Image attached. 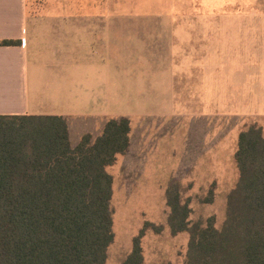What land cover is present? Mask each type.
Here are the masks:
<instances>
[{
  "label": "crops",
  "instance_id": "obj_1",
  "mask_svg": "<svg viewBox=\"0 0 264 264\" xmlns=\"http://www.w3.org/2000/svg\"><path fill=\"white\" fill-rule=\"evenodd\" d=\"M82 6L102 9L103 0ZM125 23L102 10L30 16L28 0H0V40L17 41L0 45V114L60 115L73 146L102 134L109 118H129L128 150L108 167L113 195L123 169L136 183L124 198H166L190 180L231 190L239 133L264 117V32L202 26L162 49Z\"/></svg>",
  "mask_w": 264,
  "mask_h": 264
},
{
  "label": "trees",
  "instance_id": "obj_2",
  "mask_svg": "<svg viewBox=\"0 0 264 264\" xmlns=\"http://www.w3.org/2000/svg\"><path fill=\"white\" fill-rule=\"evenodd\" d=\"M129 133V118H109L102 134H85L73 146L60 115L0 114V264L105 263L115 236L108 167L128 150ZM235 159L239 177L220 226L215 215L191 219L180 184L167 190L171 233H189L185 264H264L261 127L239 133ZM151 225L133 237L121 264H143L142 238Z\"/></svg>",
  "mask_w": 264,
  "mask_h": 264
},
{
  "label": "rangeland",
  "instance_id": "obj_3",
  "mask_svg": "<svg viewBox=\"0 0 264 264\" xmlns=\"http://www.w3.org/2000/svg\"><path fill=\"white\" fill-rule=\"evenodd\" d=\"M64 1L74 3L76 1L77 7H69L72 3ZM75 1L28 0V14L30 16L82 14L83 10L100 14L102 10V14L109 17L124 18L126 23L123 26L126 30L138 32L142 38L156 40L158 48L162 49L170 38L180 43V38L196 33L202 26L206 29L219 27L221 31L231 29L237 33L264 32V0H107V13L104 8L105 0L102 9L100 7L83 9L82 6V1H92L93 6H99L100 0ZM178 33H185V36L181 37ZM254 43H259V40H254ZM236 120L239 121L236 118L228 121L230 124L228 131L234 129L232 125ZM224 121L222 120V123ZM246 124L248 125L246 128L252 125L261 127L264 133V117L247 119ZM111 170L114 172L115 168ZM127 172L132 171L123 169L121 176L120 173L116 175L115 191L111 200L115 236L108 247L104 264H121L132 249L133 237L146 222L153 223V226L148 227L142 238L143 264H185L189 233L187 231L175 235L171 233L168 225L170 208L166 198L152 201L124 198L126 196L124 189L131 195L136 185L132 173ZM126 174L128 180L124 179ZM180 186L183 200L189 199L193 209L190 216L193 221L215 215L216 225H221L226 215V196L229 190L218 191L214 184L200 186L197 189L192 187L191 180ZM210 190L213 195H210ZM210 196L213 197L212 201L206 202L204 199ZM157 227L160 230H157Z\"/></svg>",
  "mask_w": 264,
  "mask_h": 264
}]
</instances>
